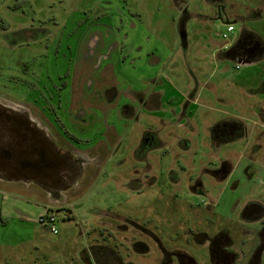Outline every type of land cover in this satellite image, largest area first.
Instances as JSON below:
<instances>
[{"label": "rangeland", "instance_id": "rangeland-1", "mask_svg": "<svg viewBox=\"0 0 264 264\" xmlns=\"http://www.w3.org/2000/svg\"><path fill=\"white\" fill-rule=\"evenodd\" d=\"M103 1L113 0H0V45H5L1 36L6 29L28 28L41 35L29 45L26 42L6 50L7 53L0 52V94L16 95L9 81L11 72L5 69L10 57H16L17 62L23 58L19 53L36 52L47 43L51 45L57 39L54 36H62L63 26L75 11L92 9L88 3L97 5ZM120 1L125 12L135 14L128 19L134 28L127 30L138 34L141 44L158 54L159 63L153 67L146 63L117 64L114 75L123 97L119 104L97 118V125L90 123L89 130L98 128L106 135L113 130L117 145L102 156V164L92 175V181L79 195L52 203L0 186V264H88L80 259L81 251L96 244L113 245L124 261L152 264L153 253L142 255L129 250L130 231L116 230L108 217L100 216L101 210L131 218L157 233L165 245L173 242L186 246L192 244L184 241L188 231L219 226L235 230L245 202H264V115L261 113L264 91L258 90L264 86V57L236 68L235 61L224 56L243 29L264 40V15L251 17L249 13L257 8L255 12L262 13L264 0L227 1L226 14L235 21L228 39L222 38L227 24L190 17L188 26L184 27L188 34L184 48L172 20L173 16L177 17L173 0H117L116 4ZM186 1L193 14L206 7L203 0ZM91 13L89 10L86 14ZM176 36L178 43L174 41ZM138 39L131 44L140 45ZM225 44L227 47L223 49ZM24 60L31 65L34 58L25 56ZM154 76L159 82L154 86L155 91L165 90L162 109L150 114L141 108L131 116L118 118L115 112L127 102L128 87L132 91L143 90L144 84L151 88L154 82L143 81L144 77ZM187 90L190 100L195 99L188 108V117L178 118L180 94ZM94 98L98 101L99 96ZM98 103L101 107L106 105L103 100ZM86 105L84 100L82 106ZM34 110L37 111L36 107ZM223 120L244 124L245 133L240 138L226 139L220 146H212L208 127ZM72 123L68 127L78 132V123ZM148 128L157 132L161 143L147 153L144 161L149 160L154 175L158 176L152 175V183L144 182L138 193L130 178L134 177V169L142 170L143 164L134 159L132 152L142 131ZM220 160L235 167L234 173L222 180L209 176ZM246 171L251 177L247 178ZM199 178L204 195L193 194L189 189V184ZM47 209L56 216L55 233L50 230L49 222H38ZM257 226L240 225L235 230L237 245L252 243V232Z\"/></svg>", "mask_w": 264, "mask_h": 264}, {"label": "flooded vegetation", "instance_id": "flooded-vegetation-1", "mask_svg": "<svg viewBox=\"0 0 264 264\" xmlns=\"http://www.w3.org/2000/svg\"><path fill=\"white\" fill-rule=\"evenodd\" d=\"M173 1L177 17L173 16L172 20L175 22L177 33L180 34L183 48L186 47L188 36L184 27L188 26L190 17H201L221 23L230 19L226 14L228 0H203L208 10L202 8L196 14L190 13V4L184 0ZM116 2L117 0L101 4L97 2V5L88 3L92 6V9H89L91 14H86L89 10H77L66 22L68 25L63 26V30L74 28L70 35L66 36L62 31V36L53 37L57 39L51 45L45 44L46 52L43 48H37L36 52L29 50L24 54L19 53L23 58L16 62V57H10L5 65V69L11 72L9 81L16 95L0 94L1 187L57 203L79 195L83 187L92 181V175L102 164V156L109 152L112 138L102 132V143L94 144L99 136H92L90 140L84 141L79 135H93L95 129L89 132L91 124H95L100 115L121 101L123 95L114 75L116 62H123L126 54L129 55L128 63L132 65L138 58L141 63L146 61L148 65L153 61L151 50L143 51L140 45L135 44L127 46L129 39L136 41L139 37L138 34H130L127 30L134 28V24L130 26L128 19L135 14L124 11L123 1H120L119 5ZM218 10L222 20L217 19ZM262 10L260 14L256 13L255 9L249 13L251 17H261L264 15V7ZM72 22L75 23L71 27ZM35 32L28 28H17L13 31L6 29L1 36L5 45H0V52L11 51L16 46L21 47L23 43L28 44L40 38L41 35L38 36ZM242 32L239 42L232 45V51L230 52L229 48L224 56L230 59L251 57L253 60H261L264 57L263 38L253 31L243 29ZM115 35L119 40L112 41ZM85 36L87 39L84 40ZM247 43L250 45H246ZM248 52H252V55L249 56ZM25 56L34 58L32 66L24 60ZM153 63L154 66L156 62ZM148 79L155 83L151 88L144 84L143 90L132 91L128 87L130 95L127 94V102L119 109L123 118L131 116L141 108H145L150 114L159 112L162 106L159 101L164 97L165 90L155 91L154 86L159 85L156 76L151 79L145 77L143 83ZM94 96H99L98 101L103 100L106 105L101 107V103L95 101ZM190 96L191 94L183 96L182 107H186L190 102ZM174 98L171 97L172 100ZM84 100L86 106H82ZM35 107L37 111L34 110ZM72 120L75 124L78 123L76 129L81 131L80 133L68 127L69 124L73 125ZM84 130L87 132H82ZM156 133L149 128L143 130L132 152L134 159L143 164L142 170L134 169V177L130 178L138 193L144 182L151 184L154 179L152 175L155 170L149 160L145 162L144 158L161 143ZM208 133L211 145L220 146L232 137H242L245 127L236 121L223 120L208 127ZM91 145L92 148L95 147L94 151L99 153L101 159L93 160L81 151V147ZM219 163L215 169L209 171L210 177L222 180L234 173V165L222 160ZM245 175L247 178L251 177L249 171H246ZM202 184L200 178L189 184L191 193L204 195ZM100 216L108 217L116 230L130 231L131 236L127 239L128 249L142 255L153 253L152 264H264V202L249 200L238 213L239 223L235 230L241 228L240 225L244 223L258 224L252 232L253 242L248 246L237 245L235 237L237 238L238 233L223 226L212 230L188 231L184 241L186 244L192 243L190 245L173 242L165 245L157 233L131 218L102 210ZM80 259L88 264H135L132 261H124L111 244L91 245L81 251Z\"/></svg>", "mask_w": 264, "mask_h": 264}, {"label": "crops", "instance_id": "crops-1", "mask_svg": "<svg viewBox=\"0 0 264 264\" xmlns=\"http://www.w3.org/2000/svg\"><path fill=\"white\" fill-rule=\"evenodd\" d=\"M187 4H188V2L186 1V0H184ZM258 10V9H257ZM255 11H256V9H255ZM257 13V12H256ZM76 19V18H75ZM231 21H233V20H231ZM74 23L75 22H72L71 23V27H72V25H74ZM63 32H64V35H70L71 34V32H73L74 31V28L72 27L71 29H69V28H64V30H62ZM242 34H243V32H241V34L239 35V38L236 40V42L233 44V45H236V43L237 42H239V40H240V38L242 37ZM135 38V37H134ZM138 38H140V37H138ZM85 39H87L86 38V36H85V38H84V40ZM119 40V38H118V36H116L115 35V37L113 38L112 37V41L113 40ZM148 39L150 40V37H148ZM147 39V40H148ZM158 39V38H157ZM160 39H162V38H160ZM133 40L134 39H132L131 41H130V39H129V41L127 42V46L128 47H131V43L133 42ZM139 40V39H138ZM178 40H179V38L176 36L175 38H174V41H176L177 43H178ZM180 41V40H179ZM258 41V40H257ZM139 42H140V48H142L143 49V51H146V50H148V51H152L151 52V56H152V58H153V61L154 62H156L157 63V61H159V56L155 53V51L154 50H152V48L151 49H149L148 47H144L142 44H141V41L139 40ZM181 42V41H180ZM246 45H250V43H247ZM249 53V56H251L252 54V52H248ZM128 58H129V55L127 56V54H126V56H125V58H124V61L123 62H120V61H118V62H116L117 64L120 62V63H126V62H129L128 61ZM232 59V58H231ZM232 60H234L235 61V65H238V68H239V64H251V63H254V62H257L258 60H253V59H251V57L250 58H241V61H247V62H245V63H239L238 62V59L236 58H234V59H232ZM153 61H152V63H153ZM134 62V64H136V63H138V64H140L141 63V61H140V58H138L136 61H133ZM146 61H144L143 62V64L145 63ZM151 62L149 63V66H151V67H153V64H152ZM116 64V65H117ZM145 78V77H144ZM148 78H150V77H148ZM151 79V78H150ZM116 80V79H115ZM176 87V86H175ZM262 89H264V86L263 87H261ZM259 91H260V89H259ZM264 91V90H263ZM188 93H190L189 92V90H187L185 93L184 92H181V97H180V101H179V106H181L180 107V111H179V117L178 118H183V117H188L187 115L189 114V112H188V108H189V106H190V103L192 102V100H194V99H192V100H190V102L189 103H187V106L186 107H182V102H183V96H185V95H187ZM162 100H163V98H161V100L159 101L160 102V104L162 105ZM178 106V107H179ZM160 109H161V106H160ZM159 109V110H160ZM115 113H117L118 115H119V117L118 118H120V117H123V115L122 114H120V112L118 111V112H115ZM261 113H262V115H264V111L263 110H261ZM191 119V118H190ZM226 121H228V120H226ZM97 123H98V120L96 119V121H95V125H97ZM239 123V122H238ZM241 125H242V127H245L244 126V124H242V123H240ZM110 128H113L112 126L110 127ZM110 131V130H109ZM113 130H111L110 131V133L111 134H109L108 135V138H112V142L110 141V149H109V153L111 152V150L113 149V147H115L116 145H117V141H116V139H117V135H116V133L113 131ZM93 133V135H91V136H89V135H87L86 133H81L79 136H80V138L82 139V140H84V141H86L87 139H89L90 140V137H92V136H94V138L96 137V136H99V139H97L96 140V142L94 143V144H96L97 142V144H101L102 143V139H100V134L102 133L101 131H99L98 130V128H96L95 129V131H93L92 132ZM240 138V137H239ZM92 142V141H91ZM87 143H90V142H87ZM93 144V143H92ZM92 146L93 145H91V146H89V147H81V151H83L84 153H86L88 156H90L91 157V159H95V160H99V159H101V156L99 155V153L98 152H95L94 151V148H92ZM112 147V148H111ZM116 150V148L114 149V151Z\"/></svg>", "mask_w": 264, "mask_h": 264}, {"label": "built area", "instance_id": "built-area-1", "mask_svg": "<svg viewBox=\"0 0 264 264\" xmlns=\"http://www.w3.org/2000/svg\"><path fill=\"white\" fill-rule=\"evenodd\" d=\"M231 32H233V26L231 24H228L227 27H226V32L222 33V38L223 39H228V33H231ZM226 47H227V45L225 44L223 46V49H225ZM235 67L238 68V65H235ZM50 211H51L50 209H47L45 211V213L39 217L38 222L40 224H45V223L49 222L50 230L55 233L56 232V228H55V225L53 223L56 220V216Z\"/></svg>", "mask_w": 264, "mask_h": 264}, {"label": "water", "instance_id": "water-1", "mask_svg": "<svg viewBox=\"0 0 264 264\" xmlns=\"http://www.w3.org/2000/svg\"><path fill=\"white\" fill-rule=\"evenodd\" d=\"M217 12H218V14H219V17H217V19H219V20L221 19V20H222L221 12H220L219 10H218ZM223 16H224V15H223ZM224 17H225V16H224ZM234 22H235V21H229L228 19H226V20L223 21L222 23L228 25V24H232V23H234ZM229 51L231 52V51H232V48H230ZM238 62H239V63H245V62H247V61H241V59H238Z\"/></svg>", "mask_w": 264, "mask_h": 264}]
</instances>
